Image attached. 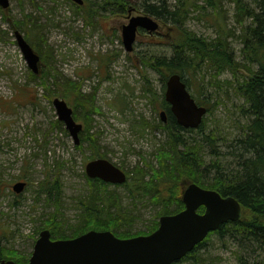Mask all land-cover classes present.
<instances>
[{
    "label": "rangeland",
    "instance_id": "obj_1",
    "mask_svg": "<svg viewBox=\"0 0 264 264\" xmlns=\"http://www.w3.org/2000/svg\"><path fill=\"white\" fill-rule=\"evenodd\" d=\"M170 3L173 6L176 0ZM186 3L188 12L183 26L207 39L225 32L230 51L238 62L234 71L224 68L216 74L201 67L198 73H187L192 85L189 91L210 108L205 115V130L217 134L214 138L218 150L225 154L221 155L224 162L231 156L226 152L242 134L247 120L241 112L246 102L238 87L250 74L243 65L239 36L242 23H248L249 19L239 20L241 14L234 0H186ZM75 4L72 0H10L6 9L0 6V243L26 255L33 249L36 229L42 226L40 219L53 208L46 204L45 193L38 190L41 182L59 175L61 213L63 218L74 220L75 198L88 185L84 167L91 158L87 155L100 152L104 155L101 157L125 171L134 165L144 167L145 163L156 166L155 155L167 137L159 125L162 81L144 60L155 55L170 56L169 25L163 24L153 34L140 31L133 50L126 52L120 27L128 22L127 13L102 11L84 15ZM13 22L38 53L43 55L45 49L50 52L51 56L45 57L46 65L41 56V69L48 64L53 66L78 82L81 93L94 96V113H86L82 106L74 108L65 100L75 111L77 122L87 120L91 124L89 133L98 136L99 149L90 150L88 143L83 142L78 150L63 124L61 129L52 126L57 119L51 103L55 96L49 101L47 90L29 76L30 69L15 41V29L11 28ZM32 22L42 24L41 30H31ZM38 31L41 39L36 45ZM249 67L256 68L251 64ZM148 86L151 92L145 90ZM228 162L230 158L225 164ZM19 180L27 181V185L15 198L11 186ZM109 188L122 195L124 206L135 203L137 220L130 230L145 231L155 220L158 208L141 205L140 199H130L121 187ZM199 256L208 264H264V248L243 240L217 239L215 235L206 241Z\"/></svg>",
    "mask_w": 264,
    "mask_h": 264
},
{
    "label": "trees",
    "instance_id": "obj_2",
    "mask_svg": "<svg viewBox=\"0 0 264 264\" xmlns=\"http://www.w3.org/2000/svg\"><path fill=\"white\" fill-rule=\"evenodd\" d=\"M234 1L237 2L236 8L241 14L239 20L249 19L248 23L241 22L239 39L242 43L240 52L245 60L243 65L250 75L238 87L246 102L241 112L247 120L243 125L242 134L234 139V143L230 145L231 149L226 152L231 156H227L224 162L221 159V155L225 154L217 148L214 138L217 134L215 132L213 134L211 130L206 132L205 116L197 129H185L176 122L164 95L161 94L160 105L166 109L167 120L165 123L160 121L159 125L166 131L167 137L165 145L159 148L155 155L156 166L145 163L144 167L139 168L134 165L126 171V181L114 185L123 188L130 199L143 201L141 205L158 208L155 220L147 230L134 233L130 230L137 220L134 213L135 203H132L131 207L124 206L122 195L115 189H110V184L96 178L90 179L86 175L84 177L88 185L74 201L73 206L77 211L75 219L63 218L60 207L61 184L59 175L56 174L51 180L47 177L38 188L40 194L45 193L46 204L53 208L40 219L42 226L36 229V235L40 228L48 229L51 237L55 239L75 237L91 229L111 230L122 238L147 234L156 229L159 216L172 214L183 208L181 193L185 182H195L204 188L216 190L221 195L237 199L241 206V217L236 221L221 224L174 264H208L205 258L199 256V252L211 235H215L217 239L248 241L264 248V0ZM89 2L83 0L82 5L74 4L76 8L83 10L84 15L87 13L93 16L102 11L122 14L128 13L129 10H139L169 25L167 30L172 37V42L169 43L170 56L155 55L144 60L146 66L160 75L162 91L165 89L166 78L172 73L180 74L190 90L192 85L187 79L189 71L198 73L201 67H207L217 74L224 68L232 71L237 69L238 62L230 51L225 32L207 39L197 36L183 26L188 12L186 0H176L173 6L170 0H89ZM15 25L13 22L11 28L16 29ZM41 28L42 24L32 22L31 30ZM39 34L40 31L35 35L36 45H39L38 38L41 39ZM25 38L28 39L27 36ZM42 53L43 55L39 52L40 58L44 57L46 65L45 57L51 55L47 49ZM249 64L255 65L256 68L252 69ZM29 76L36 85L47 90L49 101L52 96H59L66 99L74 108L82 106L86 113L95 112L94 96L81 93L78 82L57 72L53 66L48 64L38 75L30 72ZM53 85L54 88L51 89L50 86ZM145 90L151 92L149 86ZM192 95L197 103L203 105L197 94ZM204 106L207 113L210 112V108ZM73 117L77 118L74 110ZM90 125L87 120L83 122V129L79 135L80 143L75 146L76 149L81 150L83 142L88 143L90 150L96 147L99 149L98 136L89 133ZM52 126L62 128L58 120H55ZM101 156L104 155L99 152L86 157L94 159ZM229 158L231 162L225 164ZM51 173L50 171L49 175ZM17 197L19 194H15V198ZM198 211L202 212L203 207L200 206ZM28 257L29 254L26 255L0 243V260L11 259L15 264H26Z\"/></svg>",
    "mask_w": 264,
    "mask_h": 264
},
{
    "label": "water",
    "instance_id": "obj_3",
    "mask_svg": "<svg viewBox=\"0 0 264 264\" xmlns=\"http://www.w3.org/2000/svg\"><path fill=\"white\" fill-rule=\"evenodd\" d=\"M74 1L82 3V0ZM0 5L7 7L9 0H0ZM158 27V22L148 15L129 16L128 23L121 26L125 49L132 50L138 28L152 32ZM15 37L29 68L37 73L39 55L17 30ZM164 95L180 126L187 129L199 126L206 108L195 102L177 73L168 76ZM52 104L58 120L64 124L74 143L78 144L82 125L73 118L71 107L59 97H54ZM160 116L163 121L166 120L165 110L160 111ZM85 171L88 177L109 183L119 184L126 180L125 172L106 158L89 160ZM24 185V181H18L12 188L18 193ZM182 201L184 208L174 214L161 216L158 227L148 235L119 238L109 230H89L74 238L52 239L49 230L42 229L27 264H173L210 231L217 230L228 221H236L241 216L237 199L196 183L186 186ZM199 206H204L202 213L197 212ZM0 264H14V261L1 260Z\"/></svg>",
    "mask_w": 264,
    "mask_h": 264
},
{
    "label": "bare ground",
    "instance_id": "obj_4",
    "mask_svg": "<svg viewBox=\"0 0 264 264\" xmlns=\"http://www.w3.org/2000/svg\"><path fill=\"white\" fill-rule=\"evenodd\" d=\"M74 3H76V4H78V5H82L83 4V0H82V3H78V2H76V1H74V0H72ZM173 74V73H172ZM178 74V73H177ZM171 75V74H170ZM179 76H180V78H181V80L183 81V79H182V77H181V75L180 74H178ZM184 82V81H183ZM185 83V82H184ZM165 89H166V81H165ZM165 89H164V93H165ZM164 99H165V95H164ZM68 131V130H67ZM71 136V135H70ZM72 137V136H71ZM73 139V138H72ZM74 142V141H73ZM75 144V143H74ZM99 158H104V157H99ZM94 159H96V158H94ZM107 159V158H106ZM90 160H93V159H90ZM109 160V159H108ZM89 161V160H88ZM87 161V162H88ZM86 165V164H85ZM84 170H85V167H84ZM85 174H86V171H85ZM87 176V175H86Z\"/></svg>",
    "mask_w": 264,
    "mask_h": 264
}]
</instances>
